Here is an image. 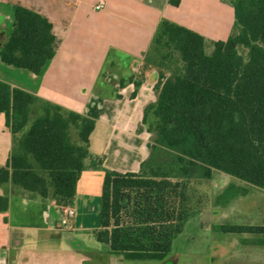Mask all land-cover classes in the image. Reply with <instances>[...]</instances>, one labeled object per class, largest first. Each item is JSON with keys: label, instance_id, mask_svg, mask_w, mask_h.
I'll list each match as a JSON object with an SVG mask.
<instances>
[{"label": "trees", "instance_id": "obj_1", "mask_svg": "<svg viewBox=\"0 0 264 264\" xmlns=\"http://www.w3.org/2000/svg\"><path fill=\"white\" fill-rule=\"evenodd\" d=\"M170 2L177 6L180 0ZM232 5L236 32L214 43L211 54L200 34L166 19L159 25L146 61L171 75L158 100L145 108L151 154L137 173L105 170L95 236L111 254L167 258L189 219L203 211L193 203L194 184L210 180L214 169L264 189V0H232ZM54 44L49 20L18 6L0 57L41 74L55 56ZM38 103L35 95L0 81V115L15 136L8 162L0 167V187L11 181L44 198L71 201L80 173L102 164L90 152L96 122L43 103V113L26 129ZM8 209L9 198L0 197V212ZM222 230L264 233V227Z\"/></svg>", "mask_w": 264, "mask_h": 264}, {"label": "crops", "instance_id": "obj_2", "mask_svg": "<svg viewBox=\"0 0 264 264\" xmlns=\"http://www.w3.org/2000/svg\"><path fill=\"white\" fill-rule=\"evenodd\" d=\"M100 3L105 8L98 10ZM18 6L52 24L55 56L41 74L8 65L0 57V81L39 99L26 129L43 113V103L95 120L90 152L102 164L80 173L71 201L4 183L0 197L9 198V209L0 212V264H264V233L222 230L264 227V189L216 169L206 184V209L196 212L183 229L204 232L202 249H180L172 259L128 260L109 253L95 236L105 170L137 173L151 154L145 108L158 100L171 75L146 61L161 21L200 34L211 54L214 43L236 32L232 0H180L177 6L170 0H0V45L13 31ZM74 141L79 143L78 136ZM14 146L3 113L0 167L6 166ZM68 207L77 215L74 228L64 231L61 223ZM93 213L98 222L89 230L87 216ZM90 231L104 247L91 242Z\"/></svg>", "mask_w": 264, "mask_h": 264}, {"label": "rangeland", "instance_id": "obj_3", "mask_svg": "<svg viewBox=\"0 0 264 264\" xmlns=\"http://www.w3.org/2000/svg\"><path fill=\"white\" fill-rule=\"evenodd\" d=\"M240 53L244 56L245 59H247V52L243 48H240ZM153 56L155 58H159V54L157 51H153ZM177 61V60H176ZM178 62V63H177ZM175 64H173V69H176L179 66V61H177ZM152 114L148 116V121L150 122L152 120ZM71 136L73 141L77 139V132L75 129H72L71 131ZM162 154V152H160ZM206 184L207 181H203L200 184H194V190H195V196L193 199L194 205H198L199 210H204L206 209L207 206V196H206ZM88 222H86V226L91 230V226L97 225L98 222V215L97 213H93L89 216H87ZM89 238L91 239V242L93 244H97L99 246L104 247V245L98 243L92 234V231H90ZM206 246V235L204 232L200 230H194L193 228H189L185 230L181 235H178V240L175 243L174 246V253L170 254L168 258L172 259L175 254L178 252L180 249H192V250H200L203 247Z\"/></svg>", "mask_w": 264, "mask_h": 264}, {"label": "built area", "instance_id": "obj_4", "mask_svg": "<svg viewBox=\"0 0 264 264\" xmlns=\"http://www.w3.org/2000/svg\"><path fill=\"white\" fill-rule=\"evenodd\" d=\"M95 8L101 10L105 8V5L103 3H100ZM76 215H77L76 209L73 207H68L66 212V218L61 223V229L64 231L72 230L74 228V220L76 218Z\"/></svg>", "mask_w": 264, "mask_h": 264}]
</instances>
